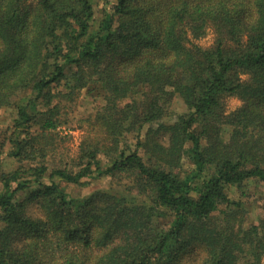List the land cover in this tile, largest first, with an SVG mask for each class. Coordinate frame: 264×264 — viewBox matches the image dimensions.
<instances>
[{
  "label": "trees",
  "instance_id": "trees-1",
  "mask_svg": "<svg viewBox=\"0 0 264 264\" xmlns=\"http://www.w3.org/2000/svg\"><path fill=\"white\" fill-rule=\"evenodd\" d=\"M79 98L78 153L48 162ZM3 107L0 264H261L264 216L231 193L264 183V0H0Z\"/></svg>",
  "mask_w": 264,
  "mask_h": 264
},
{
  "label": "rangeland",
  "instance_id": "rangeland-1",
  "mask_svg": "<svg viewBox=\"0 0 264 264\" xmlns=\"http://www.w3.org/2000/svg\"><path fill=\"white\" fill-rule=\"evenodd\" d=\"M115 0H93L94 10L98 14L102 5L105 3L107 7ZM195 43L202 47L210 46L213 42V32L211 28L206 30L204 36L192 39ZM76 104L70 106L66 110L62 111V117L67 121L66 124H61L56 128L55 145L56 150H53L52 154H49L48 162L53 158L54 161H69L74 158L78 153L79 144L84 138V130L86 124L84 122L85 117L90 113L91 109L86 99L82 98L76 100ZM241 105V101L234 96L227 97L224 103V115L227 116L233 110ZM186 109L179 99H173L170 105L167 115H173L174 113H182ZM14 109L12 108H0V171H8L11 169L15 162L7 154L9 143L7 135V127L12 126V119L14 117ZM166 136L164 137V139ZM52 155V156H51ZM109 186V178H95L91 179L87 185L80 186L72 183L62 184V188L73 196H85L95 189H106ZM232 196L240 197L245 201L246 209L248 212L247 221L256 222L258 218L264 216V183H249L245 187V194L231 193ZM30 213L36 215L37 212L34 207H30ZM261 264H264V256L261 260Z\"/></svg>",
  "mask_w": 264,
  "mask_h": 264
}]
</instances>
